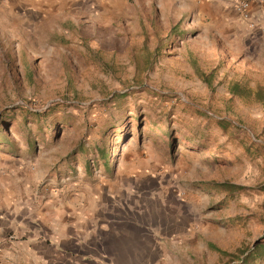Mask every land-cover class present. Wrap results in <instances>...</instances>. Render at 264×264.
Listing matches in <instances>:
<instances>
[{
  "label": "rangeland",
  "instance_id": "1",
  "mask_svg": "<svg viewBox=\"0 0 264 264\" xmlns=\"http://www.w3.org/2000/svg\"><path fill=\"white\" fill-rule=\"evenodd\" d=\"M103 1L0 0V202L83 207L145 264H264V35Z\"/></svg>",
  "mask_w": 264,
  "mask_h": 264
},
{
  "label": "crops",
  "instance_id": "2",
  "mask_svg": "<svg viewBox=\"0 0 264 264\" xmlns=\"http://www.w3.org/2000/svg\"><path fill=\"white\" fill-rule=\"evenodd\" d=\"M129 2L143 6L151 17L155 12L160 16L178 11L179 17L188 16L221 38L230 30H239L244 37L264 35V4L254 7L256 27L250 29L244 26L231 0L103 1L111 7ZM7 183L1 182L4 187ZM7 195L0 202V264H145L135 259L131 247L103 244L101 229L83 207L69 206L58 197H51L44 205L33 200L21 205L13 193ZM89 219L94 223L92 230L85 229Z\"/></svg>",
  "mask_w": 264,
  "mask_h": 264
},
{
  "label": "built area",
  "instance_id": "3",
  "mask_svg": "<svg viewBox=\"0 0 264 264\" xmlns=\"http://www.w3.org/2000/svg\"><path fill=\"white\" fill-rule=\"evenodd\" d=\"M232 6L236 12L246 20L250 27H255L254 7L259 4H264V0H231Z\"/></svg>",
  "mask_w": 264,
  "mask_h": 264
},
{
  "label": "trees",
  "instance_id": "4",
  "mask_svg": "<svg viewBox=\"0 0 264 264\" xmlns=\"http://www.w3.org/2000/svg\"><path fill=\"white\" fill-rule=\"evenodd\" d=\"M236 187L235 186H231V190H234ZM262 247L264 248V244H262ZM258 246H256L253 249H250L249 253L245 254L244 257L240 260L239 264H248L250 263V261H252L255 256H256V252H257Z\"/></svg>",
  "mask_w": 264,
  "mask_h": 264
}]
</instances>
